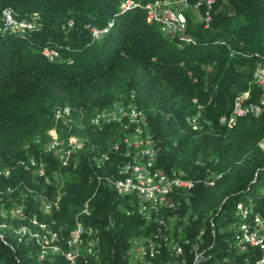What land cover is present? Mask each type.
<instances>
[{
	"label": "trees",
	"instance_id": "obj_1",
	"mask_svg": "<svg viewBox=\"0 0 264 264\" xmlns=\"http://www.w3.org/2000/svg\"><path fill=\"white\" fill-rule=\"evenodd\" d=\"M169 1L177 0H0V264H132L130 242L142 240L140 264L259 262L260 249L234 245L243 228L264 231V89L254 84L264 63V0L203 5L210 24L186 14L189 43L147 22L146 6ZM127 2L134 7L122 15ZM110 23L93 39L91 29ZM245 93L262 114L221 125ZM128 105L147 118L154 170L192 183L168 193L171 204L150 220L114 185L135 183L124 168L136 126L91 124L100 111ZM195 117L197 131L187 122ZM54 132L63 145L83 143L67 168L47 148ZM78 221L84 233L72 263ZM30 230L65 255L39 262Z\"/></svg>",
	"mask_w": 264,
	"mask_h": 264
},
{
	"label": "bare ground",
	"instance_id": "obj_2",
	"mask_svg": "<svg viewBox=\"0 0 264 264\" xmlns=\"http://www.w3.org/2000/svg\"><path fill=\"white\" fill-rule=\"evenodd\" d=\"M185 3H186V0H177V1H169V2H164V3H162V2L156 3V4L154 3V4H150V5L146 6V13H147L146 18H147L148 24L160 25V26H162V28H172V27H174V20L161 19V15L159 14V8H157V5H159L163 8H171V9H180V7H182V12H174V19L177 21V24L180 28L179 34L182 35V37H183L182 40L185 41V43L191 42L192 39L185 35V27L187 24L186 14L191 13L192 15L195 16V18L198 21L203 20L204 22L208 23L209 19H210L209 14L206 13L205 18L202 19V17L200 16V19H198L196 9H201V7L203 5L204 6L205 5L212 6L215 3V0H201L200 3H197L193 6L190 5V3H188V2H187V4H185ZM133 7H134L133 2H127L122 7L121 14L124 15V14L128 13ZM207 10H208V7H207ZM5 17L8 21V23L11 25L13 23L11 16L6 14ZM13 24L15 26L17 25L15 23H13ZM112 27H113V23H110L109 27L105 28L103 30L102 29L101 30L91 29V34L93 36L94 32L100 33L99 37L96 39V40H100L109 32L110 28H112ZM166 35L171 37V38L172 37L174 38L176 36L175 33H168ZM47 56H53V55L48 54ZM261 82H264V63L260 66V68L258 69L257 74L255 75V78H254V84L256 86L264 89V83L260 84ZM249 95H250L249 93H245L238 98V100L235 104V107H233L234 108L233 115H232L230 121L228 122V123H230L229 127H231L232 124H234V122L239 117H247L250 115H254V117L255 116L259 117L262 114L261 107H259V105H256L254 103H251L252 100L250 101ZM222 121H226V120L223 119ZM187 122H188L189 126L192 127L193 130L197 131L199 129L197 117L189 118L187 120ZM116 123H128L130 125H134V127L136 126L134 128L135 132L131 136L137 135V137L132 138L130 136L128 141L126 142V144H127V148H126L127 150L126 151L128 152V159H129V157L131 158V163L127 164L124 168V172L126 175L130 174L134 177L135 183H131L129 185H122V184L114 183V185L120 194H122L123 190H125L126 188L129 187V192L133 196H140L139 198H136V200L138 202L140 213L143 212V215L145 216L146 220H150L151 216L154 212H157V211L163 209L164 207H166L171 202V201L168 202L166 200V196L168 195V193L172 192L173 190H175L177 188H179V189L181 188V189L186 190L187 188L192 186V183L190 181H185L182 178H177V179L167 178V175L165 177V175L162 172H158V171L154 170L155 169V165H154L155 163H151V160H148V159H142V152H139V151H142V149L145 146L150 145L151 135L148 131V121H147L145 114L143 112H141L140 110H138L136 108V106H134V105L115 106L111 109L102 110L99 113H97V115L92 119L91 124L94 127H96L95 129L98 128L99 130H102L104 126L112 125V124H116ZM54 135H55V137H54ZM53 138H54L53 143L56 146H58V147L65 146L62 143L63 141L62 142L59 141V138H58V135L56 132H54ZM75 141H76L75 147L77 148L79 146L78 144H80L81 141H80V139H76ZM81 146H82V144H81ZM54 148H52V149H54ZM49 149H50V147H49ZM64 149L65 148H63V150ZM77 149H81V148H77ZM153 150H155L154 146H153ZM77 151H80V150H77ZM58 154H59V151H58ZM75 154H76V152H75ZM60 158H61V161H63V164H64V166H66V168L68 166H70L71 163L65 161V155L64 154H62L60 156ZM101 159H99L97 161V165L103 164V160H101ZM43 165H44V163H43ZM38 170H40V169H38ZM140 171H142V172H140ZM43 172L44 171L41 170V173H43ZM161 176H164V181L166 182L167 186L162 184V177ZM43 177H45V175ZM46 183L49 186L52 184L50 182V180H47ZM155 196H160V197L158 199H155ZM155 215H156V213H155ZM83 233H84L83 225H82L81 221L80 222L78 221L77 225H76V231L74 232L73 237L69 241V243L73 246L72 254L66 255L68 260L72 263L79 256L80 247L82 245ZM88 234H89V236H91L92 232L90 231V232H88ZM29 235L31 237L35 238L37 240V243L39 245H41L39 237L34 235L31 232V230L29 231ZM137 242H141V241H137ZM41 246H42L41 252L38 255V260L41 263H43L45 261L46 257L51 255V254L63 253V250L57 246H52V247H46L43 245H41ZM248 247L258 248L261 250L262 256H261V258L257 264H264V231L262 229L257 228V232H254V231H249L247 228H243V235L236 241L234 248H236L238 250H245ZM95 248H96V246L92 245L90 253H93ZM146 249L147 248L144 247L143 243L142 244H134V247L130 253L132 256V264H136V263L140 264L141 262H143V259L146 256ZM63 255H65V254L63 253Z\"/></svg>",
	"mask_w": 264,
	"mask_h": 264
},
{
	"label": "built area",
	"instance_id": "obj_3",
	"mask_svg": "<svg viewBox=\"0 0 264 264\" xmlns=\"http://www.w3.org/2000/svg\"><path fill=\"white\" fill-rule=\"evenodd\" d=\"M185 4H187V0H186ZM157 8H159V14L161 15V19L174 20V27H172V28H160V29L166 34L175 33L176 36H179V29L180 28H179V26L177 24V21L174 19V12H182V7H180V9H171V8H163V7L159 6V5H157ZM196 12H197V18L200 19V13L202 12V10L201 9H196ZM208 23L210 24L211 22H208ZM99 34L100 33H95L94 32L93 39L96 40L99 37ZM51 54L53 56H58L57 53H51ZM262 83H264V82H261L260 84H262ZM220 124L223 125V126H229L230 123H226V121H221ZM131 137L135 138V137H137V135H134V136H131ZM153 143H155V141H154V138H153V135H152L151 139H150V145L145 146L142 149V151H139V152H142V159H148V160H151V163H156V158H158L159 152H158V150H153ZM140 172H142V171H140ZM161 177H162V184L167 186L166 182L164 181V176H161ZM174 177H177V176L174 175ZM122 196H126V197L133 196L129 192V187L122 191ZM133 197L139 198L140 196H133ZM159 197L160 196H155V199H158ZM140 215H142L144 217L143 212L140 213ZM258 221H259V218H258ZM257 225H258V222H257ZM254 232H257V227L254 228ZM142 242H143V240H142ZM142 242H132L131 241L129 249H131V247H134V244H142ZM172 243H176V242L173 241ZM181 245H182L181 243H177V247L181 246ZM157 250H158V248H154L152 251H157Z\"/></svg>",
	"mask_w": 264,
	"mask_h": 264
},
{
	"label": "rangeland",
	"instance_id": "obj_4",
	"mask_svg": "<svg viewBox=\"0 0 264 264\" xmlns=\"http://www.w3.org/2000/svg\"><path fill=\"white\" fill-rule=\"evenodd\" d=\"M66 126H68V125H65V126H62V127H66ZM61 131H62V128H61ZM54 137H55V135H54ZM59 138V137H58ZM128 140V139H127ZM52 141V142H51ZM53 141H54V138L53 139H51L50 141H49V143H48V145H47V148H49L50 147V149L51 150H53L54 152H55V155H58V151H59V154H60V156L62 155V154H64L65 155V161H67V162H70V159H71V155L73 154V156H75V155H77L81 150H82V148H83V143H82V141L80 142V144H78L79 146L77 147V148H81V149H77L76 147H75V144H76V141H75V143H74V149L72 150V151H70V152H68L67 153V151H66V148L67 149H70L72 146H73V141L70 143V144H67V142L64 140V142H65V145H66V147L65 146H63V147H58V146H56L54 143H53ZM81 144H82V146H81ZM55 147V148H54ZM58 147V148H57ZM52 148H54V149H52ZM63 148H65L64 150H63ZM62 149V150H61ZM57 150V151H56ZM77 150H80L79 152L77 151ZM66 154H65V153ZM74 152V153H73ZM75 152L77 153V154H75ZM71 154V155H70ZM54 156V155H53ZM69 157V158H68ZM58 161H59V159H58ZM63 183H64V180L61 182L60 181V187H59V191L60 190H62L61 188H62V186H63ZM249 202H245V204H248ZM243 208V205H241V207H240V209H242ZM136 264H138V263H136Z\"/></svg>",
	"mask_w": 264,
	"mask_h": 264
}]
</instances>
